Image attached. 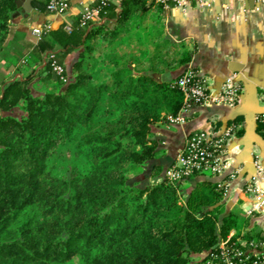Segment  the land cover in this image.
<instances>
[{
    "label": "trees",
    "instance_id": "1",
    "mask_svg": "<svg viewBox=\"0 0 264 264\" xmlns=\"http://www.w3.org/2000/svg\"><path fill=\"white\" fill-rule=\"evenodd\" d=\"M16 1L0 0V53ZM145 1L97 0L99 25L76 16L69 31L42 32L43 54L63 63L79 50L66 84L45 64L0 91V264H191L237 227L232 213L211 209L216 183L183 194V181L147 168L159 154L153 128L184 105L180 74H152L191 57L143 22ZM36 79L42 95L32 93Z\"/></svg>",
    "mask_w": 264,
    "mask_h": 264
},
{
    "label": "crops",
    "instance_id": "2",
    "mask_svg": "<svg viewBox=\"0 0 264 264\" xmlns=\"http://www.w3.org/2000/svg\"><path fill=\"white\" fill-rule=\"evenodd\" d=\"M34 1L31 8H23L26 6L23 3L6 32L0 53V91L8 82L22 80L31 73L36 75L41 71L47 55L37 49L42 32L56 29L63 23L71 25L72 17L80 16L91 0H72L70 11L65 15L49 14L46 6L41 10L34 5ZM46 1L43 0L45 5ZM107 1L119 6L122 0ZM145 4L150 7L145 13H139L143 22L160 28L164 37L175 45L177 56L188 53L191 57L183 66L153 73V78L158 81L173 79L191 67L209 79L212 95L219 92L227 78H233L242 89L240 99L245 85L254 82L259 105L264 107V0L259 3L210 0L202 7L190 2L185 9L169 10L149 0ZM100 23L97 18L93 26ZM34 30H39L40 35L34 34ZM78 54L79 50H75L63 61L67 71L77 61ZM176 62L173 61L174 64ZM237 106L191 105L184 113V124L169 125L164 120L155 126L152 136L158 141L159 154L147 168L160 166L166 172L177 162L186 137L193 132L206 131L213 140L223 139L219 152L226 167L224 173L220 177L210 173L195 175L182 182L181 192L186 194L199 183L210 185L224 180L228 194L222 195L211 209L219 207L222 214L232 213L237 227L232 228L223 239L231 238L242 244L248 241L264 243V206L257 209L258 200L254 193L247 192L250 186L257 185L264 195V124L261 122L264 114L255 117L257 139L252 144V163L240 145L246 124L243 116H235ZM257 164L263 168L262 171L257 170ZM203 191L205 194L211 192L209 187Z\"/></svg>",
    "mask_w": 264,
    "mask_h": 264
},
{
    "label": "built area",
    "instance_id": "3",
    "mask_svg": "<svg viewBox=\"0 0 264 264\" xmlns=\"http://www.w3.org/2000/svg\"><path fill=\"white\" fill-rule=\"evenodd\" d=\"M97 0H91L80 14V26L89 27L98 18V9L92 5ZM102 3L107 0H99ZM152 4L160 5L165 10L170 8L185 9L190 2H195L202 7L210 0H149ZM225 1V0H223ZM239 2L262 0H238ZM72 0H47L46 10L49 14L65 15L70 11ZM66 26V30H70ZM34 34L40 35L39 30H34ZM45 64H48L51 72L63 84L67 83V74L64 64L60 61L55 52H50L45 57ZM174 85L183 95L184 105L180 112L175 116H167L166 124L182 125L186 122L184 113L190 105L204 106L209 103L219 106L235 107L238 105L242 89L233 80L227 78L219 89V92L212 95L210 92V83L207 77L201 76L191 67H187ZM264 124V116L261 117ZM264 134V128H263ZM229 136V134H226ZM223 139L213 140L206 131H196L186 137L185 144L181 150L178 160L166 172L165 179L170 184H178L197 174L210 173L214 177H220L225 170V163L219 152ZM257 170L260 172L263 168L257 164ZM217 189L223 196L228 194L227 185L224 180L216 182ZM247 192L254 193L257 201L255 206L260 209L264 206V195L262 191L255 186H250ZM191 264H264V243L248 241L245 244L231 238L221 239L208 252L199 255Z\"/></svg>",
    "mask_w": 264,
    "mask_h": 264
},
{
    "label": "water",
    "instance_id": "4",
    "mask_svg": "<svg viewBox=\"0 0 264 264\" xmlns=\"http://www.w3.org/2000/svg\"><path fill=\"white\" fill-rule=\"evenodd\" d=\"M32 1L33 0H17V9L19 10L23 3L26 4V6H23V8H31ZM51 76L54 80H56V76L53 73ZM156 77H158V75ZM262 114H264V107L259 105L257 98V86L254 82H248L244 88V95L241 97L240 103L236 108L235 116H243L245 118V135L240 140V145L244 147L245 154L249 156V159L252 161V163L254 161L251 155L252 144L256 142L257 139V135L255 134V117Z\"/></svg>",
    "mask_w": 264,
    "mask_h": 264
},
{
    "label": "rangeland",
    "instance_id": "5",
    "mask_svg": "<svg viewBox=\"0 0 264 264\" xmlns=\"http://www.w3.org/2000/svg\"><path fill=\"white\" fill-rule=\"evenodd\" d=\"M43 92H44V88L41 86V84H39L37 81L34 82V84L32 85V93L34 95H42ZM15 111H17V112H15V114H17V115H19L21 113V111L19 109L18 110L15 109ZM147 182H148L147 178L146 179L144 178L143 183H147Z\"/></svg>",
    "mask_w": 264,
    "mask_h": 264
}]
</instances>
